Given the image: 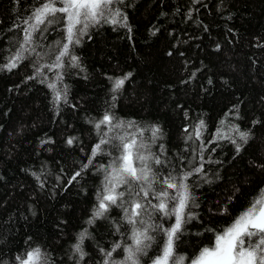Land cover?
<instances>
[{
	"label": "trees",
	"instance_id": "1",
	"mask_svg": "<svg viewBox=\"0 0 264 264\" xmlns=\"http://www.w3.org/2000/svg\"><path fill=\"white\" fill-rule=\"evenodd\" d=\"M45 2L0 0V66L23 44L24 29L36 24L29 18ZM106 15L109 22L90 25L79 44L69 45L78 61L65 56L62 67H51L67 43L64 18L38 25L24 45L35 51L23 52L27 58L11 71L0 68V264H20L17 257L36 248L39 264H104L101 249H115L110 259L119 264L135 247L134 229L153 237L137 254L139 264H154L167 241L162 229L175 223L152 207L162 190L168 210L177 203V190L162 183L169 173L193 198L184 211L194 219L173 257L191 264L264 190V0H114ZM118 79L124 84L114 90ZM105 114L124 127L97 129ZM153 128L160 129L156 138ZM239 132L250 133L247 143ZM103 133L109 143L93 156ZM122 136L160 157V165L148 162L159 182L146 197L120 185L116 193L124 196L94 218ZM141 186L147 188L136 190ZM135 201L144 205L138 217Z\"/></svg>",
	"mask_w": 264,
	"mask_h": 264
},
{
	"label": "snow or ice",
	"instance_id": "2",
	"mask_svg": "<svg viewBox=\"0 0 264 264\" xmlns=\"http://www.w3.org/2000/svg\"><path fill=\"white\" fill-rule=\"evenodd\" d=\"M59 3L61 6L57 7L56 4ZM114 3V0H47L39 8L35 10L32 17L29 19H35L36 24L29 25V28L24 29L25 37L23 44L15 52L14 56L10 62L6 65L0 66V68H7L11 71L13 68L17 67V63L26 59L23 52L35 51L34 48H25L24 45H31L32 43V32L37 30L38 25L45 23V20L49 24L58 23L61 19L66 18V32H67V43L61 45L62 50L55 57V62L51 67L60 68L63 66L62 58L69 56L70 60L75 62L78 61V57L71 54L69 45H77L80 43V37L83 36L90 25H95L103 20L104 22H109L106 13L109 10V6ZM57 13L64 14L63 16H57ZM119 10L116 11L115 16H119ZM50 17V19H49ZM126 20V17H123ZM115 24L118 21L115 17L110 21ZM25 24L28 20L24 21ZM77 25H82L77 27ZM31 29V30H29ZM39 73V68H37ZM131 73L128 74L130 76ZM33 77H30V79ZM60 77L58 76V79ZM124 79H127L125 77ZM124 79H118L115 82V89L118 90L123 84ZM43 82V81H41ZM50 88L55 89L54 84L48 85ZM56 99H60V94L57 92ZM114 117L105 114L103 119L96 124V128L99 129L101 124H107L111 128H122L124 127L123 122L117 121L113 124ZM201 126H203V121H201ZM153 137L156 138L157 134L160 132L159 128H153ZM237 131H239L237 129ZM106 133L102 134V138L99 144L93 149V156L101 151L102 144H108L109 139H106ZM199 135V133H197ZM250 133L239 132L240 139L247 143ZM122 146V154L113 160L112 164L109 166L111 171H109L105 177V194L100 197V203L98 209L94 212L93 217L99 218L104 216L107 212L109 205L117 204V199L124 196V192L116 193V188L120 185H127L128 190L131 194L139 196L142 192L144 196H148L149 190L152 189V185L155 182H159L157 174L153 171L152 167L148 163L151 160L156 165L162 163L159 156L151 153L150 151L145 154L141 149H147V145L137 142L135 137L128 139L126 137H119ZM73 140L69 139L68 144H72ZM235 143V141H233ZM163 149V145H161ZM237 152L240 151V145H236ZM117 160L119 163H117ZM91 163V160L89 161ZM87 167V165H85ZM264 167V165H261ZM195 172L199 173L202 171V166L195 168ZM80 173L77 172L72 179L74 180L76 176ZM191 173L184 174L183 179H187V176ZM141 183L146 184L147 188L139 187L136 190V185ZM163 184L169 189H176V194L171 197L172 200L177 201L171 210H168L166 199L169 197L167 190H162L155 193L156 199L160 200L158 205H152L153 208L158 211L164 212L166 216H175V223L172 224L167 229H162L167 236V241L164 246L163 255L157 257L154 264H168L171 259L173 264H178V261L174 259V246L175 241L179 239L180 235L184 231V225L194 219V215L189 211L185 213V209L189 206V201L193 198L189 191L187 184L181 181L179 184L176 182V178L169 173L168 178L162 181ZM198 206V205H197ZM144 205L138 201L132 204V216H140V209ZM127 214V209H125ZM93 220H89L88 223H92ZM129 223H136L132 217L128 219ZM143 223V221H140ZM159 227V226H157ZM118 230V229H117ZM80 234V240L82 241L85 233ZM153 237L148 235L147 229L144 230H133V240L135 247H127L125 250L128 255L125 257L124 261L119 262V264H139L138 253L144 251V241H151ZM143 245V247H142ZM116 247H120L116 245ZM75 252L79 253V258L82 260L86 255L81 245L78 243L74 246ZM104 253L106 259L104 264H117L116 261L111 260V251ZM26 258L17 257L20 260V264H39L41 258V251L39 248L32 249L25 254ZM183 257L180 258V261ZM191 264H264V190H262L261 197L256 199L251 206L246 209L241 216L233 223L232 226L224 230L215 236V242L210 247H204L199 255L191 261Z\"/></svg>",
	"mask_w": 264,
	"mask_h": 264
}]
</instances>
